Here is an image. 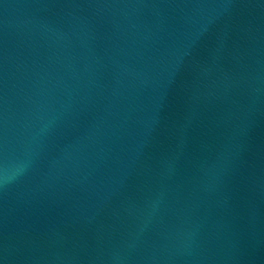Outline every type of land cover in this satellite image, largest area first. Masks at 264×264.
<instances>
[{
  "label": "water",
  "instance_id": "water-1",
  "mask_svg": "<svg viewBox=\"0 0 264 264\" xmlns=\"http://www.w3.org/2000/svg\"><path fill=\"white\" fill-rule=\"evenodd\" d=\"M0 264H264V0H0Z\"/></svg>",
  "mask_w": 264,
  "mask_h": 264
}]
</instances>
